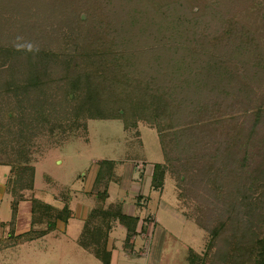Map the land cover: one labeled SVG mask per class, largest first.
I'll return each mask as SVG.
<instances>
[{"label":"trees","instance_id":"1","mask_svg":"<svg viewBox=\"0 0 264 264\" xmlns=\"http://www.w3.org/2000/svg\"><path fill=\"white\" fill-rule=\"evenodd\" d=\"M78 1L0 0V165L10 167L5 191L11 196L10 220L0 225L9 226L12 236L24 200L30 203V225L14 232L18 241L42 238L71 216L67 203L56 206L24 194L33 189L28 149L38 129L62 119L76 127L87 119H116L127 127L138 115L156 126L164 156L152 165L150 186L160 190L169 171L181 177L179 188L180 183L191 187L189 195L207 191L233 231L244 234L233 252L239 261L230 264H264V79L259 83L247 74L264 77V0H183L177 7L175 0H151L155 8L143 0ZM94 3L98 15L89 12ZM134 7L148 8V18L136 15ZM136 16L146 18L140 25L143 34L151 33L147 45L132 42V29L140 26ZM102 65L111 74V93L120 94L115 104L126 103L106 112L84 100L83 92L79 95L85 67L98 71ZM176 127L169 137L167 129ZM177 133L185 135L180 142L194 133L199 154L191 148L183 162L178 149L171 153L168 143H178ZM204 150L210 153H200ZM201 157L211 164L204 167ZM114 165L109 159L98 162L95 205L77 242L101 264H110L106 242L111 224L125 229L128 243L139 220L123 214L119 202L104 207ZM190 253L189 264H194L200 257Z\"/></svg>","mask_w":264,"mask_h":264},{"label":"rangeland","instance_id":"2","mask_svg":"<svg viewBox=\"0 0 264 264\" xmlns=\"http://www.w3.org/2000/svg\"><path fill=\"white\" fill-rule=\"evenodd\" d=\"M80 1L84 3L86 0ZM143 1L148 2V8H155L151 0ZM175 1L173 5L176 7L177 1L183 3V0ZM85 5L86 8L90 6V4ZM96 8L97 5L94 3L89 7V12L94 14ZM148 8L142 10L136 7L135 14L145 17L148 15ZM226 10L228 11L229 8ZM139 16L134 20L136 26L143 21L146 24V18L142 21ZM98 24L99 26L101 24L102 28L101 20ZM45 27L50 28L48 24ZM132 30H135L136 34L132 36V42L138 45L148 44V40L151 39L149 31L143 34L141 25L137 30L136 27ZM54 71L56 75L57 70ZM104 72V65L98 71L96 68L85 67L80 76L84 78L82 82L84 86L79 85L81 86L79 95L83 92L84 100L103 108V112H106L115 107L121 108L126 103L121 101L120 104H115L113 99L117 98L116 102H118L120 94L116 97L111 93L108 83L111 74ZM247 74H254L260 79L259 83L264 79L261 74L253 71H248ZM134 76L142 80V75L134 73ZM260 92L263 90L258 93L261 98L263 94ZM260 101H264V98ZM126 115L131 117L128 109ZM84 122V126L76 127L71 121L62 119L54 125L55 128L52 123L43 126L33 133V140L28 149L30 150L28 159L35 171L33 189L26 191L25 196L28 197L27 199L35 197L56 206L67 203L72 211V218L67 224L57 222L54 231L42 238L26 242L16 240L13 234L28 230V222L24 223L20 220L18 225L15 222L14 231L10 232L12 236H9V226L0 225V264H101L93 254L77 243L82 228L81 217L86 213V208H83L80 214H76V210L78 205L86 206L88 211L95 205L92 178L98 168V162L103 159L115 161L114 171L120 175L116 182L107 183V190L109 184L110 187L104 206L116 202L124 203V206L122 205L124 212L139 218L136 225L138 234L131 237L128 243H125V229L117 222L111 224L112 228L106 242L107 249L111 252L110 264H189L190 251L200 257V259L195 258L194 264L224 262L230 264L231 261H239L238 252H233L237 244L244 241V234L233 231L231 224H228L229 217L226 214L220 215L221 206L212 205L214 199L213 201L210 199L211 194L200 190L196 197L189 195L187 191L191 187L186 185L190 187L186 189L185 185L180 183L181 190L178 186L181 177L176 179L169 171L163 179L160 190L150 186L152 165L164 161L159 132L155 125L148 123L146 117L138 115L133 118V124L127 127L123 126V121L116 119H87ZM176 129L178 130V127L167 129L169 137L173 138L170 132ZM177 136L179 133L174 138ZM177 138L178 143L169 142L168 147L169 150L178 149L176 153L182 155L183 162L186 157L184 154L187 151L191 152V148L194 154H199L195 140L197 137L194 133L188 134L182 142L180 140L185 138V135ZM175 145L178 148L174 147ZM170 152L175 151L170 150ZM206 152L204 150L200 153L204 155ZM202 158L204 167L211 164L204 161L206 157ZM188 160L186 159V163ZM198 166V164L195 166L193 172L201 166V163ZM2 170L0 169L1 182L7 180L10 175V171L5 175ZM182 174L183 172L180 176ZM205 175L212 179L213 174L210 172H205ZM207 201L211 202L207 204ZM24 204L21 205V214L29 209V202ZM9 220L10 217L3 222ZM219 222H223L224 225ZM218 223L222 224L220 230L215 237H212L211 231L219 227Z\"/></svg>","mask_w":264,"mask_h":264},{"label":"crops","instance_id":"3","mask_svg":"<svg viewBox=\"0 0 264 264\" xmlns=\"http://www.w3.org/2000/svg\"><path fill=\"white\" fill-rule=\"evenodd\" d=\"M116 166V162H115V165H114V167ZM0 169L4 172V174L5 175H7V173H9V170H10V167L9 166H7V165H0ZM4 169H6V170H4ZM97 170H98V168L94 171V174H93V178H92V183L94 182V179H95V176H96V173H97ZM115 170V169H114ZM35 171V170H34ZM2 172V173H3ZM137 173V172H136ZM114 175H115V177H114V179H112L111 181L112 182H116L117 181V179L119 178V174L118 173H116L115 171H114ZM5 182H6V179L3 181V182H1V180H0V223L1 222H3V221H5V220H7V218L8 217H10V208H9V204H10V200H11V196L10 195H8V193H6V191H5ZM110 182V181H109ZM112 182H110V184L112 183ZM110 184L108 185V190H109V187H110ZM107 190V191H108ZM108 198V197H107ZM106 198V199H107ZM106 201V200H105ZM27 202H29L28 200H24V201H21L20 203H19V207H18V215H17V217H16V220H15V222H16V225H18L19 224V221L20 220H22V222H24L25 223V221L26 222H28V226L30 225V203H29V209L27 210V209H25L24 208V210H27V212H23L22 214H21V209H22V206H24L25 204L24 203H27ZM117 203V202H116ZM121 203V202H120ZM22 205V206H21ZM124 206V203H121V206ZM122 206V207H123ZM105 207V206H104ZM83 208H86V213L81 217V219H83V221H84V219L86 218V216H87V214H88V209H87V207L86 206H84V205H78V208H77V210H76V214L78 213V214H80L81 212H82V210H83ZM90 210V209H89ZM88 211V212H87ZM122 213L123 214H125V215H129V214H127V213H125L124 212V210L122 209ZM130 216H134V215H130ZM80 217H78V218H80ZM70 218H72V211H71V216H70ZM69 218V219H70ZM68 219V220H69ZM83 221H82V224H83ZM57 222H60V221H57ZM57 222H56V225H57ZM67 223H68V221H67ZM66 223V224H67ZM64 224V223H63ZM29 228V227H28ZM112 228V227H111ZM111 228H110V230H111ZM123 228V227H122ZM110 230H109V232H110ZM26 231V230H25ZM136 232H137V234H138V231L136 230ZM136 234V235H137ZM136 235H134V236H136ZM108 236H109V233H108Z\"/></svg>","mask_w":264,"mask_h":264}]
</instances>
